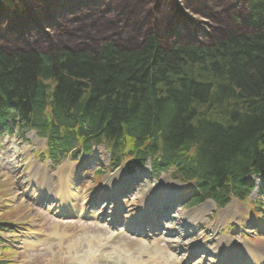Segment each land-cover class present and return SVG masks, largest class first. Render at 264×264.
Listing matches in <instances>:
<instances>
[{"label":"trees","instance_id":"obj_1","mask_svg":"<svg viewBox=\"0 0 264 264\" xmlns=\"http://www.w3.org/2000/svg\"><path fill=\"white\" fill-rule=\"evenodd\" d=\"M13 124L52 159L104 145L195 183L196 203L244 199L264 181V0H0Z\"/></svg>","mask_w":264,"mask_h":264},{"label":"rangeland","instance_id":"obj_2","mask_svg":"<svg viewBox=\"0 0 264 264\" xmlns=\"http://www.w3.org/2000/svg\"><path fill=\"white\" fill-rule=\"evenodd\" d=\"M0 133V240L2 242L0 260L6 261L3 264H81L80 262L89 264L92 263L90 253H96V246L112 236H119L115 246H118L122 253H129L122 256V262L135 264L139 258L142 260L145 258V256L140 257L135 251L139 247L137 243L143 240L138 236L121 233L119 231L124 230L123 226L114 227L111 224V219L116 212L113 206L119 205L118 210H121L122 216L131 214L139 217L143 210L141 204L149 202L158 193L167 194V192L173 193L164 201V205L174 200L180 202L176 204L174 211L173 208L169 209L171 204L167 205L165 212L156 211V215L161 220L158 225L163 226L160 233H164L165 227L178 229L177 224L183 225L186 218L191 219L193 223L189 222V226L183 227V230H186L183 236L181 234L155 235L154 240L148 242L153 248L156 247L152 258H155L156 254L169 251V255L176 261L181 260L187 250L193 249L194 246L196 248L202 246L203 237L208 242L204 248L196 249L197 258L188 264H216L217 261H221L222 256L217 253V250L226 240H242L264 253L262 250L264 249V210L261 209L264 208V186L258 194L260 181L256 182V189L248 202L259 199L260 223L263 227L256 224L255 205H250L249 211L246 205L237 200L224 210L217 209L215 204L209 201L200 206L191 207V199L180 195L181 190L175 192L176 188L177 190L181 188H178L177 183L168 173L163 174L161 181L150 177L142 178L132 186H129L132 178L125 177V184L120 186L113 205L111 203L103 205L104 199L112 196L110 191H115V187L111 189L113 180L116 179L117 182L119 174L125 173L123 169L115 170V167L111 165L109 153L103 147L96 148L92 156H80L77 160L67 159L57 166L46 162V158L43 157L46 141L39 138L34 131L21 130L13 125L9 131H0ZM65 166L70 167L71 170V192L75 195L72 203L79 210L84 209L85 216L79 217V213H74L69 218L57 217L54 213L58 204L53 198L49 199L51 202L49 200L41 202L43 196L48 198L52 196L48 193L57 189L61 180L57 176L58 171ZM99 172L102 175L97 179L96 175ZM44 173L49 175V179H47L48 184L45 185L47 189L44 194H41L38 188ZM152 203L155 204L153 201ZM104 206L108 207L104 208ZM150 209L148 206L145 212L151 216ZM97 211L102 216H97ZM248 212L247 216L251 221L244 218ZM171 219L180 220L171 223ZM226 225L233 229L225 230ZM93 235L98 239L102 238L101 241L95 242L98 239L92 241ZM246 238H249L252 243H249ZM181 244L186 245L183 247L184 250L173 251L171 248L172 245ZM4 247L12 248L18 254L14 256L8 250H1ZM213 252L217 255L216 257L212 256ZM233 253L241 257L242 264H250L249 258L242 251ZM161 264H165L164 260Z\"/></svg>","mask_w":264,"mask_h":264},{"label":"bare ground","instance_id":"obj_3","mask_svg":"<svg viewBox=\"0 0 264 264\" xmlns=\"http://www.w3.org/2000/svg\"><path fill=\"white\" fill-rule=\"evenodd\" d=\"M189 17H194L192 14H189ZM118 36H115V38L117 39ZM63 170L61 169V171L58 173L59 177L61 178L60 182H59V186L57 187V189L51 191V193L48 194H52L53 196H55V202H57L58 204V208H57V213H79V214H85L84 212H82L81 210H78L76 205H73L72 201H73V197L75 196L71 191H72V187L70 185V181H71V177H70V170L66 173V177L62 176L63 175ZM45 176V175H44ZM47 178L43 177L41 178V182L39 183V191L42 193H44V191L47 189L45 187V181ZM118 181L116 182V179L113 180L114 184L112 185L111 189L115 187V191L118 192L120 186L123 185L124 179L117 177ZM87 200V199H86ZM158 200H163L159 197ZM88 201V200H87ZM142 208L147 207V205L144 206V203L141 205ZM99 215V213L97 214ZM126 218H132L131 216H126ZM187 222L193 223V221H191V219ZM92 239H98V237H94ZM119 239V237L117 238V240ZM116 240V237L111 238L110 240H106L103 243H105L104 245H102L103 247L109 246V242L110 241H114ZM132 241V240H131ZM143 242V241H140ZM126 244V241H125ZM235 245V243H234ZM234 245H232V241H224V245L218 249V253H223L226 250H231V249H235V247H233ZM89 248H92V246H89ZM115 248L119 249V250H115V253H110L109 255H111L112 257L109 256H105L104 260H108L111 261L112 264H122V256L124 257L126 255V253H122L121 249L118 246H115ZM239 248V247H236ZM153 249V246H150L147 242L142 243L141 246H139L138 249H136L135 251L138 252V254H144L145 258L147 260H142V259H138L137 261H135V264H160L161 260H165L166 264H182L181 262H176L173 259L170 258V256H164V258L162 257H158L154 260L151 259V255L153 254L151 251ZM237 250V249H236ZM248 250V249H247ZM246 250V255L249 257V259L254 263V264H264V259L262 254L251 250L249 251V253ZM231 252V251H229ZM119 253V254H118ZM228 253V252H225ZM121 254V255H120ZM261 260V261H260Z\"/></svg>","mask_w":264,"mask_h":264}]
</instances>
